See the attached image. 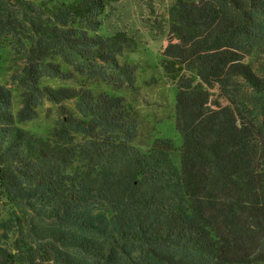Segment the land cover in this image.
I'll return each mask as SVG.
<instances>
[{"label":"trees","instance_id":"obj_1","mask_svg":"<svg viewBox=\"0 0 264 264\" xmlns=\"http://www.w3.org/2000/svg\"><path fill=\"white\" fill-rule=\"evenodd\" d=\"M198 1L201 33L162 54L176 64L223 48L243 56L211 81L254 131L249 161L215 137L139 147L116 98L45 84L122 76L131 85L120 60L137 44L100 32L106 0L55 17L31 0H0V264H264V0ZM66 100L76 112L45 136L23 127L45 102Z\"/></svg>","mask_w":264,"mask_h":264},{"label":"rangeland","instance_id":"obj_2","mask_svg":"<svg viewBox=\"0 0 264 264\" xmlns=\"http://www.w3.org/2000/svg\"><path fill=\"white\" fill-rule=\"evenodd\" d=\"M31 1L55 17L60 7L75 6L79 0ZM206 20L204 6L198 0H106L100 32L125 33L137 44L134 52L126 51L120 60L134 70L131 85L122 76L106 82L93 79L87 83L85 78L76 77L73 81L46 80L45 84L89 88L96 102L116 98L128 111L126 125L134 129V143L139 147H149L156 138L170 139L179 146L193 137H215L249 161L258 154L254 131L211 81L223 64L243 61V56L223 48L176 64L162 54L168 42L199 35ZM5 72L1 76L4 81L8 79V71ZM237 94L244 98L249 93L242 88ZM19 99L15 92L14 110L19 107ZM75 103L45 102L36 119L23 127L45 136L52 122L63 116L62 112H76ZM98 131L115 136L99 128ZM7 211L0 205V220L7 217Z\"/></svg>","mask_w":264,"mask_h":264}]
</instances>
